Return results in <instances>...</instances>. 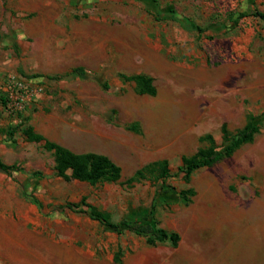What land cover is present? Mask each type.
<instances>
[{
    "label": "rangeland",
    "instance_id": "374dc122",
    "mask_svg": "<svg viewBox=\"0 0 264 264\" xmlns=\"http://www.w3.org/2000/svg\"><path fill=\"white\" fill-rule=\"evenodd\" d=\"M172 8L185 28L158 11ZM264 0H0V264H264ZM246 13L245 15H242ZM82 66L87 75L53 78ZM146 73L141 94L119 73ZM107 82L108 87L104 85ZM5 99V101H3ZM255 115L254 140L210 167L168 179L129 181L167 159L172 170L224 142ZM137 124L140 130L130 128ZM32 125L75 152L95 151L122 168L115 182L65 180ZM193 188L190 201L180 191ZM119 221L140 213L180 234L150 242L72 210L82 201ZM37 200L39 202H37ZM86 207L85 205H81Z\"/></svg>",
    "mask_w": 264,
    "mask_h": 264
},
{
    "label": "trees",
    "instance_id": "16d2710c",
    "mask_svg": "<svg viewBox=\"0 0 264 264\" xmlns=\"http://www.w3.org/2000/svg\"><path fill=\"white\" fill-rule=\"evenodd\" d=\"M245 14L246 13H243L242 15ZM252 14L264 20V11L256 10ZM166 16L179 22L185 28L197 27L202 29L192 24L188 18L179 15L174 8L168 12L158 11V17L160 19H164ZM85 75H87L86 69L79 66L64 75H53L52 77L69 79L83 77ZM119 76L123 81L133 83L136 91L141 94L154 95L157 93V87L151 75L146 73L128 74L120 72ZM104 85L106 87L109 86L107 82H105ZM3 101H5V99H3ZM130 128L140 130L137 124L131 125ZM260 130L261 124L258 118L253 114L249 116L245 126L235 133H231L227 125L224 124L222 126L224 142L220 146L215 143L213 136L208 133L203 135L201 139L209 141L210 144L200 148L196 153L190 156H183L182 164L178 166L176 171L172 170L167 159L156 160L138 169L129 181H141L144 179L153 180L156 183L155 197L169 195L176 191L175 185L168 182L169 178L182 174L183 178L189 181L194 172L198 169L213 166L220 160L231 156L244 144L252 142ZM22 131L28 140L43 142L44 147L53 153L56 174L65 180H79L95 184L98 182H115L122 176L121 166L106 154L95 151L75 152L56 141L48 139L32 125L26 126ZM0 171L8 174L13 172H25L30 177L43 176L40 170L28 171L25 167L17 164H7L1 159ZM195 193L193 188L180 191V194H182L187 201H190ZM37 202L39 201L37 200ZM81 205H85L86 207ZM70 206L72 210L85 212L92 219L115 230L125 226L136 234L147 237L150 242L158 240L170 241L176 246L180 241V234L177 231L157 226L153 222L152 215L150 214L151 211L114 221L108 212L87 203L86 197H83L81 202L73 203ZM114 260L117 264H123L121 252L118 251L115 254Z\"/></svg>",
    "mask_w": 264,
    "mask_h": 264
}]
</instances>
